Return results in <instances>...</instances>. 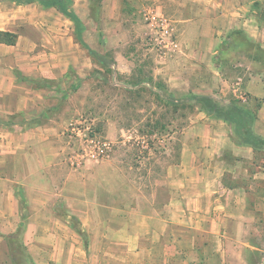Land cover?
<instances>
[{
    "label": "crops",
    "instance_id": "obj_1",
    "mask_svg": "<svg viewBox=\"0 0 264 264\" xmlns=\"http://www.w3.org/2000/svg\"><path fill=\"white\" fill-rule=\"evenodd\" d=\"M157 1L182 13L177 20L181 45L169 58L174 66L161 68L169 90L208 97L220 93L248 109L258 101L253 132L264 140V60L247 56L246 78L239 76L238 82L224 78L222 62L216 61L234 32L264 51V18L255 5L261 0ZM38 6L0 0V31L18 35L15 45L0 43V264H13L8 241L21 225L32 264H228L227 254L243 241L253 212L249 194L254 185L237 182L240 165H228L223 157L251 165L257 158L253 146L235 139L231 123L201 112L182 132L179 162L167 168L148 196L130 190L108 162L69 166L56 124H4L8 113L9 119L20 116V122L41 114L29 108L36 105L30 96L34 83L25 79L63 77L75 59L56 49L72 42L62 27L53 44L44 45L47 9ZM31 30H37V45ZM34 48L38 51L32 54ZM191 68L194 77L188 81ZM116 181L121 189L113 185ZM257 203L256 210H264V197ZM178 230L183 233L175 234ZM185 233H193V240Z\"/></svg>",
    "mask_w": 264,
    "mask_h": 264
},
{
    "label": "rangeland",
    "instance_id": "obj_2",
    "mask_svg": "<svg viewBox=\"0 0 264 264\" xmlns=\"http://www.w3.org/2000/svg\"><path fill=\"white\" fill-rule=\"evenodd\" d=\"M31 4L33 7L41 5L37 2ZM164 5V8L161 7L157 0H75L73 8L85 29L84 39L103 59L91 57L88 50L76 41L72 21L55 8H46L47 42L44 45H52V40L57 39L56 34L62 27L72 36V42L56 49L64 48L74 54L75 59L63 77L43 76L31 84L30 96L36 105L32 104L29 108L32 113L41 111L39 116L20 122V116L12 115L9 119L8 113L4 121L8 124L6 126L15 122L26 127L54 123L63 133L67 147L65 162L69 166L81 168L88 163L108 162L127 179L130 190L132 186L140 189L143 195H150L152 186L163 181L167 168L179 162L183 146L182 132L203 112L193 104L194 109L180 108L174 113L167 106L170 94L181 103L191 95L198 94L175 95L170 90L168 93L158 87L159 84L168 85L161 68L174 66L169 58L181 45L182 26L177 20L182 13L169 3ZM255 5L260 10L261 18H264V0ZM161 17L168 21L171 28L170 34L162 38L158 35L157 26ZM30 34L37 45V30H31ZM232 44V38L222 44L223 58L216 61L225 60L222 63V76L230 82H238L239 76L244 80L246 78L243 70L247 46L238 45L236 49ZM44 49L48 54L53 52L52 48ZM37 51L34 48L31 53ZM103 61L106 66H103ZM240 64L243 66H238ZM59 65L65 69L67 67L63 62H59ZM193 71L191 68L185 75L188 81L193 79ZM76 86L78 88L74 89ZM213 98L220 107L232 99L220 93ZM257 104V101H252L250 110L255 111ZM79 131L92 134L94 141L82 139ZM99 141L110 143V149L99 150ZM223 158L228 165H240L242 174L237 182L254 185V190L249 194V208L253 212L248 217L246 233L243 241L235 243L229 250L227 263L264 264V210H256L259 197H264V175L260 173L264 172V152L257 154L252 165L236 163L229 154H224ZM118 176L113 178L117 179ZM226 178L233 183L228 175ZM117 183L113 185L121 189V184ZM177 233L183 232L178 230ZM193 238V233L186 235L188 241ZM21 246L19 242L14 245L17 261L13 264L23 262ZM255 250L259 253L254 254Z\"/></svg>",
    "mask_w": 264,
    "mask_h": 264
},
{
    "label": "trees",
    "instance_id": "obj_3",
    "mask_svg": "<svg viewBox=\"0 0 264 264\" xmlns=\"http://www.w3.org/2000/svg\"><path fill=\"white\" fill-rule=\"evenodd\" d=\"M13 2L17 3L18 5H27L34 2L40 3L45 8H55L59 13L67 17L70 21H72L75 25V39L76 41L85 49L88 50V53L93 58H101L97 51L92 49L85 41L84 39V30L83 26L81 24V19L75 12L73 8V1L72 0H13ZM236 37H241L242 39H236ZM232 38L233 40V46L237 49L238 45H244L246 48V54L249 57H252L254 59H263L264 60V51L261 50L260 47L256 46L255 44H252L248 42V40L239 32H234L229 36V40ZM18 39V35L16 33L8 32V31H0V43L6 44V45H15ZM226 41V42H227ZM225 42V43H226ZM219 54L221 58H223V51L221 48L219 49ZM225 61V60H224ZM222 61V63H224ZM103 66H106L104 61L102 62ZM29 82L35 83V80L31 79H25ZM159 88H162L166 90V92L169 91V88L166 85L159 84ZM78 88V86L74 87V89ZM169 93V92H168ZM232 99L229 100V103L224 104L220 107L218 105V102L213 97L208 96H202V95H191L186 99V101L182 102L178 101L173 98V96L170 94L168 96V104L167 106H170L172 111L174 113H177L180 108L184 109H194L195 106H198L199 109L203 112H205L209 116H215L224 119L225 121L229 122L233 126V132L235 139L240 142L241 144L253 146L257 150V154L260 152H264V140L260 137L256 136L253 132V124L256 118L255 111H251L250 109L244 107L240 100L235 99L234 97H231ZM196 100L195 102H193ZM223 99H220L222 101ZM258 102V101H257ZM195 104V106L193 105ZM261 106V104L258 102L256 105V108L258 109ZM1 122V121H0ZM5 125L8 126L7 123L4 122ZM38 126V125H37ZM35 127V126H30ZM23 225L19 228V230L11 235L9 237V249L11 253V257L13 259V262L15 263L17 261V256L14 255V245L18 242L20 243V246L23 247L22 251V264H30L31 259L29 255L27 254L26 247L23 242ZM258 249V247L256 246ZM254 254H258L259 251L255 250L253 251ZM32 264V263H31ZM253 264H255L253 262Z\"/></svg>",
    "mask_w": 264,
    "mask_h": 264
},
{
    "label": "built area",
    "instance_id": "obj_4",
    "mask_svg": "<svg viewBox=\"0 0 264 264\" xmlns=\"http://www.w3.org/2000/svg\"><path fill=\"white\" fill-rule=\"evenodd\" d=\"M158 35L162 38V37H167L168 34H170L171 32V28L169 27L170 24L168 23V21L164 18H160L158 20ZM79 136H82V139H87L90 141H94V136L92 134L89 133H82L81 131H79ZM97 146L99 148V150L102 151V148H109L110 149V143L106 142V141H99L97 142Z\"/></svg>",
    "mask_w": 264,
    "mask_h": 264
}]
</instances>
